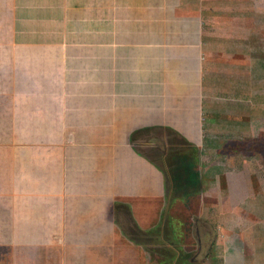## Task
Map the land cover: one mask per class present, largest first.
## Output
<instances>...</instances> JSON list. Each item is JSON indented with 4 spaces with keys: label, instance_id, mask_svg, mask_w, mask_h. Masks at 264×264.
<instances>
[{
    "label": "crops",
    "instance_id": "obj_1",
    "mask_svg": "<svg viewBox=\"0 0 264 264\" xmlns=\"http://www.w3.org/2000/svg\"><path fill=\"white\" fill-rule=\"evenodd\" d=\"M12 50L16 65L51 54L100 87L105 198L126 204L138 230L155 227L166 199L194 198L178 176L192 181L184 156L198 151L213 162L199 175L217 205L213 236L195 229L197 241H213L218 264H264V172L253 173L251 152L253 112L264 119V90L253 104V86H264V0H0V53ZM251 186L255 214L244 205Z\"/></svg>",
    "mask_w": 264,
    "mask_h": 264
},
{
    "label": "rangeland",
    "instance_id": "obj_2",
    "mask_svg": "<svg viewBox=\"0 0 264 264\" xmlns=\"http://www.w3.org/2000/svg\"><path fill=\"white\" fill-rule=\"evenodd\" d=\"M11 55L0 53V264L36 255L44 264H218L212 246L206 247L213 241L203 244L195 234H214L209 210L217 204L200 178L213 164L210 158L186 152L192 165L186 164L184 174L192 168L195 175L192 181L178 177L194 198L166 199L155 227L138 230L126 204L105 198L113 188L101 182L106 137L100 87L83 84L85 77L74 79L67 63L53 62L51 54L27 63L21 55L18 65L13 50ZM252 76H259L257 70ZM261 90L253 86V104ZM252 129L253 173L264 172V119L254 112ZM170 161L169 152L168 166ZM246 191L244 205L255 214L258 202L248 199L259 195L252 186Z\"/></svg>",
    "mask_w": 264,
    "mask_h": 264
},
{
    "label": "water",
    "instance_id": "obj_3",
    "mask_svg": "<svg viewBox=\"0 0 264 264\" xmlns=\"http://www.w3.org/2000/svg\"><path fill=\"white\" fill-rule=\"evenodd\" d=\"M176 186H177V184H176V183H174V189H176Z\"/></svg>",
    "mask_w": 264,
    "mask_h": 264
},
{
    "label": "trees",
    "instance_id": "obj_4",
    "mask_svg": "<svg viewBox=\"0 0 264 264\" xmlns=\"http://www.w3.org/2000/svg\"><path fill=\"white\" fill-rule=\"evenodd\" d=\"M174 183H176L177 185H178V182L176 181V182H174ZM176 188H177V186H176Z\"/></svg>",
    "mask_w": 264,
    "mask_h": 264
}]
</instances>
